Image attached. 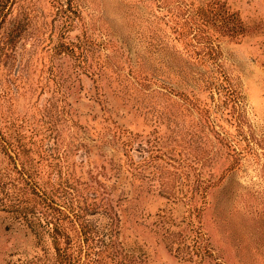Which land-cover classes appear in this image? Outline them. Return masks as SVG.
I'll return each instance as SVG.
<instances>
[{
  "label": "rangeland",
  "instance_id": "rangeland-1",
  "mask_svg": "<svg viewBox=\"0 0 264 264\" xmlns=\"http://www.w3.org/2000/svg\"><path fill=\"white\" fill-rule=\"evenodd\" d=\"M11 20L0 264H264V0H21ZM33 189L79 216L68 260Z\"/></svg>",
  "mask_w": 264,
  "mask_h": 264
},
{
  "label": "trees",
  "instance_id": "trees-1",
  "mask_svg": "<svg viewBox=\"0 0 264 264\" xmlns=\"http://www.w3.org/2000/svg\"><path fill=\"white\" fill-rule=\"evenodd\" d=\"M20 1L21 0H0V63H7L9 61L13 48L17 42L18 35L20 34L11 24V13L13 8L16 7ZM21 175L24 178L23 171H21ZM33 190L37 196H39L41 202H43V206L46 207V210L44 211L45 226H47L53 242L60 251L62 255L61 257L68 260L73 246V237L70 228H78L76 222L77 219H79V216L76 213L74 216L77 219L73 218L71 213L61 205L42 195L35 189ZM81 246V249H83V242ZM78 258L79 257L77 256L74 264H77L79 261ZM66 264H71V262L67 261Z\"/></svg>",
  "mask_w": 264,
  "mask_h": 264
}]
</instances>
